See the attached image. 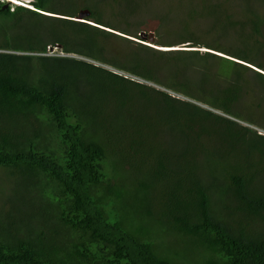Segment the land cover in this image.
<instances>
[{
    "label": "trees",
    "instance_id": "16d2710c",
    "mask_svg": "<svg viewBox=\"0 0 264 264\" xmlns=\"http://www.w3.org/2000/svg\"><path fill=\"white\" fill-rule=\"evenodd\" d=\"M33 3L36 10H12L0 0V166L29 183H22L31 194L26 205L39 207L43 222L36 227L35 215L0 220V264H264V135L140 82H152L147 71L159 70L165 55L247 67L209 52L143 44L142 56L153 55L136 56L130 77L51 57V44L75 51L66 41L71 35L78 53L98 60L79 48L84 37L98 54L97 39L113 34L45 16L50 0ZM240 3L248 15L255 3L264 9V0ZM260 15L248 19L250 46L242 32L248 48L213 50L264 70L257 62L264 50ZM14 28L22 31L9 35ZM234 72L240 82L243 74ZM95 80L109 86L108 98L91 100L85 88ZM124 94L129 98L120 103Z\"/></svg>",
    "mask_w": 264,
    "mask_h": 264
},
{
    "label": "rangeland",
    "instance_id": "374dc122",
    "mask_svg": "<svg viewBox=\"0 0 264 264\" xmlns=\"http://www.w3.org/2000/svg\"><path fill=\"white\" fill-rule=\"evenodd\" d=\"M13 1L25 5L23 7L36 10L33 5L34 0H8L12 10L18 6ZM256 3H253L251 7L255 13L248 15L243 11L240 0H50L51 12L42 11L41 13L53 19H70L94 26L96 24L100 28L104 27L102 29L107 33L113 34L108 39L110 42L97 39L100 47L98 54H96V45L90 43L92 38L84 37L86 42L84 40L85 43L79 48L93 52L98 60L78 53L71 35L67 36L66 41L70 45L73 44V47H70L75 50L73 53H66L63 43L58 46L51 44L49 56L88 61L125 77L133 75L127 69L131 62L135 61L136 56H142L140 44L159 52L195 51L199 52L200 57H204L209 52L243 64L247 68L234 69L238 66L232 64L230 66L212 58L210 61H214L211 63L205 64L198 59L191 65L164 54L161 65L157 64L159 70L147 71L155 75L154 79L149 78L152 82L146 78H144L146 80L140 79V82L152 83L160 91H168L178 99L195 102L219 115L236 119L242 126L264 135V82L258 77V74L264 75V70L260 69V66L257 67L225 53L214 51L217 50L216 48L226 51H236L238 47L244 46L248 48L247 40L250 46L247 36L251 28H248V19L250 14L252 17L264 11L260 4ZM73 12L76 15L75 13L73 15ZM81 14H88V16L82 19ZM241 19L245 21V24L236 23ZM7 31L10 35L18 34L22 30L14 28ZM242 32L247 37L245 42L241 38ZM141 34H151L154 41L142 39L139 37ZM121 37L123 38L120 39ZM261 37L264 43V23L261 25ZM142 53L144 58L153 55L147 50H142ZM257 62L264 66V50L260 51ZM112 64L121 68L115 66L114 68ZM235 70L243 74L240 82L236 80ZM173 84L174 87L186 85L188 91H184L182 87L168 88ZM107 87L109 86L95 80L94 85L85 89L90 93L91 100H97V98H108L105 92ZM116 98H119V102L122 103L124 98L129 97L124 94ZM212 100H217L221 108ZM222 104L229 106L230 112L226 113ZM81 107L83 106L80 104L79 112H83ZM131 124L133 125L134 122L129 121L126 126H123L126 134L132 133L129 130L132 128ZM116 131L118 133L119 129ZM10 173L11 169L0 166V220L11 216V220L22 221V217L35 215L37 221H34V225L40 228L43 222L40 208L26 205L30 191L22 183L30 186L29 183L23 178L22 182H19L18 178L10 176ZM11 225H13L12 222Z\"/></svg>",
    "mask_w": 264,
    "mask_h": 264
},
{
    "label": "water",
    "instance_id": "95a60500",
    "mask_svg": "<svg viewBox=\"0 0 264 264\" xmlns=\"http://www.w3.org/2000/svg\"><path fill=\"white\" fill-rule=\"evenodd\" d=\"M88 16V14H81V18H86ZM140 37H142V39L144 40H150V41H154V38L153 36L150 34V35H146V34H141Z\"/></svg>",
    "mask_w": 264,
    "mask_h": 264
},
{
    "label": "clouds",
    "instance_id": "9594fccd",
    "mask_svg": "<svg viewBox=\"0 0 264 264\" xmlns=\"http://www.w3.org/2000/svg\"><path fill=\"white\" fill-rule=\"evenodd\" d=\"M1 1H7L8 2V0H1ZM15 4H17L18 6H25V5H23V4H21V3H19L18 1H13ZM94 26V25H93ZM100 28V27H99ZM50 48V47H49Z\"/></svg>",
    "mask_w": 264,
    "mask_h": 264
}]
</instances>
